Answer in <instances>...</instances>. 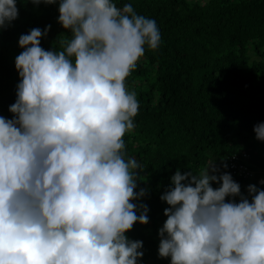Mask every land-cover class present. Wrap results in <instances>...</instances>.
Here are the masks:
<instances>
[{"label": "clouds", "instance_id": "obj_1", "mask_svg": "<svg viewBox=\"0 0 264 264\" xmlns=\"http://www.w3.org/2000/svg\"><path fill=\"white\" fill-rule=\"evenodd\" d=\"M31 2L58 4L70 38L62 50L42 47L50 24L19 36L13 115H0V264H142L144 242L127 235L150 222L138 203L148 195L137 191L144 168L124 139L140 110L127 79L146 47H160V29L131 3ZM17 5L0 0V33L19 18ZM254 131L264 141V123ZM221 165L177 168L160 196L158 256L170 264H264V188L245 194Z\"/></svg>", "mask_w": 264, "mask_h": 264}, {"label": "trees", "instance_id": "obj_2", "mask_svg": "<svg viewBox=\"0 0 264 264\" xmlns=\"http://www.w3.org/2000/svg\"><path fill=\"white\" fill-rule=\"evenodd\" d=\"M114 2L121 8L131 3L138 14L155 19L162 36L157 50L146 47L127 79L140 110L135 130L124 137L126 151L144 168L137 191L145 188L148 195L138 203L150 208V222H137L127 235L144 242L142 264H170V258L158 256L168 207L160 196L177 168L198 173L209 163L228 164L233 153L246 152L254 177L233 178L245 194L249 184L264 188L258 182L264 179V141L254 131L264 123V0ZM17 6L19 18L0 33V115L8 118L20 79L15 68L23 51L19 36L50 24L42 47L62 50L59 40L70 38L57 22L58 4L18 0Z\"/></svg>", "mask_w": 264, "mask_h": 264}, {"label": "built area", "instance_id": "obj_3", "mask_svg": "<svg viewBox=\"0 0 264 264\" xmlns=\"http://www.w3.org/2000/svg\"><path fill=\"white\" fill-rule=\"evenodd\" d=\"M248 153H233L228 160V172L234 177L253 178L254 170L247 163ZM261 179H259L260 181ZM258 181V182H259Z\"/></svg>", "mask_w": 264, "mask_h": 264}, {"label": "rangeland", "instance_id": "obj_4", "mask_svg": "<svg viewBox=\"0 0 264 264\" xmlns=\"http://www.w3.org/2000/svg\"><path fill=\"white\" fill-rule=\"evenodd\" d=\"M203 1H205V0H203Z\"/></svg>", "mask_w": 264, "mask_h": 264}]
</instances>
